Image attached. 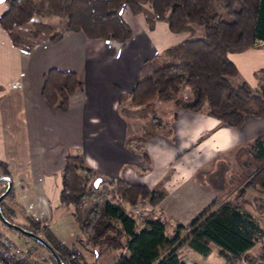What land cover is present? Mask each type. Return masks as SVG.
I'll list each match as a JSON object with an SVG mask.
<instances>
[{"label": "trees", "instance_id": "16d2710c", "mask_svg": "<svg viewBox=\"0 0 264 264\" xmlns=\"http://www.w3.org/2000/svg\"><path fill=\"white\" fill-rule=\"evenodd\" d=\"M4 1L6 8L0 13V27L14 45L24 50H29L40 35L51 41L61 36L62 30H55L41 20L32 21L31 29L23 35L15 31L36 14H62L64 30H80L89 38L123 42L131 34L119 11L125 6L131 14L141 13L148 27L162 20L172 32L185 30L197 34L167 47L142 64L130 91V103L147 111L153 99L172 101L191 111L204 110L222 125L231 127L240 125L246 114L264 116V92H254L244 81L232 85L229 78L236 75L237 67L228 57V53L241 52L256 41H264V0ZM40 5H45V10L39 9ZM253 76L264 81V67L254 71ZM81 88L82 82L75 71L50 67L43 75L40 92L49 105L65 110L70 96ZM182 89L190 91V99L178 95ZM149 125L151 130L136 140L143 141L162 128L160 118L152 110ZM136 148L141 149V144ZM246 148L250 155L247 166L250 176L244 187L259 189L261 197L255 200V207L264 212V133L252 139ZM143 156H146L144 151ZM8 177V165L0 160V183H4L0 194L8 187ZM95 178V171L81 154L65 155L59 200L73 207L74 220L88 243L120 250L112 264H185L178 255V247L185 246L200 258H206L211 245L217 247L218 255L228 264L236 260L242 264H264V245L255 256L248 254L255 242L257 224L235 201L215 199L185 226L174 224L167 234V222L158 214L148 212L137 225L124 206L109 195L130 205L144 199L154 207L164 195L159 184L149 188L121 177H110L109 192L101 187L103 179L95 186ZM13 196L12 185L0 200V217L11 223L8 217L12 210L7 198ZM23 228L33 236L23 235L44 248V243L49 246L54 264H86L82 253L74 245H65L41 219L31 218L30 225ZM8 261L29 264L27 259Z\"/></svg>", "mask_w": 264, "mask_h": 264}, {"label": "crops", "instance_id": "0c3cea01", "mask_svg": "<svg viewBox=\"0 0 264 264\" xmlns=\"http://www.w3.org/2000/svg\"><path fill=\"white\" fill-rule=\"evenodd\" d=\"M5 8L3 0L0 13ZM119 11L131 31L123 42L63 30L57 40L40 37L24 50L0 27V160L8 165L18 202L38 219L47 218L63 243L78 231L73 208L59 200L65 155L81 154L104 177L149 188L159 184L164 195L151 207L153 212L185 226L212 201L223 200L222 177L239 153L246 155L241 166L247 171L246 146L264 133V116L246 114L240 125L224 126L204 110L154 99L167 113L164 120L159 117L162 128L138 140L141 149L130 146V137L143 134H129L120 104L130 103L142 64L183 40L184 34L170 31L162 20L148 27L141 13L131 14L125 6ZM252 46L239 52V61L250 69L264 66V51ZM50 67L75 71L82 82L65 110L41 96L43 75ZM179 93L185 100L191 98L188 89ZM144 125L140 122L138 127L142 130ZM215 173L221 177L210 178Z\"/></svg>", "mask_w": 264, "mask_h": 264}, {"label": "rangeland", "instance_id": "374dc122", "mask_svg": "<svg viewBox=\"0 0 264 264\" xmlns=\"http://www.w3.org/2000/svg\"><path fill=\"white\" fill-rule=\"evenodd\" d=\"M39 9L45 10V5H40ZM34 20H41V21L50 23L55 30H59V31L60 30L63 31L65 27V18L62 14L48 13V14L34 15L31 20L26 22L21 27L17 28L15 31L20 35L27 33L31 29L32 21ZM179 33H183L184 38L197 35V34H191L190 31H185V30L180 31ZM40 37H47V36L40 35ZM37 40L34 41V44L37 42ZM252 45H253L252 46L253 48L264 51V41L262 42L256 41ZM241 55L242 54H240L239 52L230 53V58L231 60L234 59L236 61L235 65L237 67L236 75L234 77L229 78L230 83L232 85H237L240 82L244 81L254 92L263 93L264 92V81L255 79L253 76V72L257 71L259 68L264 67V66L256 67L255 69H250L251 67H247L245 61L243 60H241V62L239 61L240 59H242ZM178 95L181 96L182 94H178ZM153 101L154 99L152 100V103L149 106L150 109L154 111L157 117H160L162 120H164L167 116V113L165 114L166 112L165 109L163 110L164 106L160 108ZM160 101L166 102L165 100H160ZM120 105H121L120 111L123 114H125V116L128 119V132L130 135L132 134L142 135V134H145L146 131L148 132L151 129V126L149 125L150 120H148L150 119V116H151L150 109H147L146 111L140 105L137 106V108H135V106H131L130 103L126 102L125 100ZM125 107H129V108L126 109ZM140 122H144L145 124L142 130L140 129V127H138L140 125ZM128 143L130 144V146L136 147L140 144V141L136 140L134 137H130V140L128 141ZM243 156L245 157L246 155H243V153H239V156L236 159V162L232 166L229 167L228 173L225 174L224 177H222V179H224L222 192H223V200L230 199L232 201H235L243 208V210L248 212L252 216V218L255 220L258 230L254 234V237H255L254 245L248 250V254L250 256H255L260 251V248L264 245V212L257 210L255 207L256 206L255 200L261 197V193L259 189L256 187H248V188L244 187L246 181L248 180L250 176V173H249L250 170L247 169V171H244V169L242 168L241 163L243 162L242 160ZM223 163L224 162H222V165H224ZM220 166H218V170L221 168ZM95 175L103 179V182L101 183V187L103 189H107V191L110 192L111 187L108 184V178L110 177H104V176L98 175L97 173H95ZM219 176L221 177L220 173H215V175L211 176L210 178L213 177L215 179H218ZM228 177L230 180L232 179V181L229 182ZM3 186H4V183H0V189H2ZM241 189H243L242 192H240ZM109 195L113 201L122 204L127 212L130 213V208H132V206L134 208L139 209V211L142 212V214H140L139 216L137 214L136 215L130 214L135 218L137 225L140 224L141 218L144 215V213L146 214V212L147 213L151 212L154 215H157L155 214V212H153V209L150 206L148 207L147 201L144 199L139 200L142 203L136 202L134 203V205H130L129 203L125 201L116 199L112 194H109ZM216 200H219V198H217ZM7 204L10 206L12 210V215H10V217L8 218L12 221V223L16 225L23 226V227L28 226L30 225L31 218L38 219L36 215L31 214L30 211L25 209V207L22 206L20 202H18L15 194L13 197L7 198ZM69 207L73 208L71 205H69ZM66 217H67V220H72V216L67 215ZM161 218L163 220H166L167 222L166 233L170 234V231L175 223H173L172 221H168L167 219L163 217ZM40 219L43 225L46 224L49 226V220H47V218L45 219L41 217ZM0 229L6 235H8L10 238H12L13 240L17 242H21L26 237H28V236L23 235L21 232L15 230L14 228L5 225L4 223L1 222V220H0ZM71 231L73 232L74 230L72 229ZM64 244L67 245L68 247H71L74 245V247H76L82 253L84 262L86 264H112L116 256H118V254L120 253V250L110 249L106 245H95V246L91 245L90 243H88V241L86 240V236L81 233L79 228H78L77 233L70 236L68 238V241L65 242ZM40 246L41 245H39V250L43 252L45 251L49 252L46 248L42 246L40 247ZM178 255L185 264H228L225 262V260L221 256L218 255V249L214 245H211V251L206 258H200L196 253L191 252L185 246L178 247ZM48 264H54L52 258ZM230 264H242V262H240L239 260L238 261L236 260Z\"/></svg>", "mask_w": 264, "mask_h": 264}, {"label": "built area", "instance_id": "2783aa9c", "mask_svg": "<svg viewBox=\"0 0 264 264\" xmlns=\"http://www.w3.org/2000/svg\"><path fill=\"white\" fill-rule=\"evenodd\" d=\"M137 202L142 203L141 201ZM130 214H137L139 216L142 212L132 206ZM0 252L2 253L0 254V264H10L8 261L10 258L27 259L29 264H48L52 258L50 252L39 250V245L32 238L26 237L23 241L17 242L6 235L1 229Z\"/></svg>", "mask_w": 264, "mask_h": 264}, {"label": "water", "instance_id": "95a60500", "mask_svg": "<svg viewBox=\"0 0 264 264\" xmlns=\"http://www.w3.org/2000/svg\"><path fill=\"white\" fill-rule=\"evenodd\" d=\"M0 180H1V178H0ZM7 181H8V187H7V189L2 194H0V200L6 195V193L10 190V188L12 186V180H11L10 177L7 178ZM100 181H101V178L97 177L94 180V185L97 186L100 183ZM0 220L5 225L14 228L15 230L21 232L22 234H26V235L33 236V233L32 232L28 231L27 229L23 228L22 226H19V225H16L14 223H11V222H9L7 220L2 219L1 217H0ZM38 239H39V237H38ZM44 245L49 250V252L52 253V251L50 250L49 246L46 243H44Z\"/></svg>", "mask_w": 264, "mask_h": 264}, {"label": "snow or ice", "instance_id": "6c2138e0", "mask_svg": "<svg viewBox=\"0 0 264 264\" xmlns=\"http://www.w3.org/2000/svg\"><path fill=\"white\" fill-rule=\"evenodd\" d=\"M0 2H2V0H0Z\"/></svg>", "mask_w": 264, "mask_h": 264}]
</instances>
